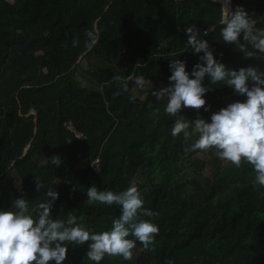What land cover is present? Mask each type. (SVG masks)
I'll return each mask as SVG.
<instances>
[{"label": "trees", "instance_id": "obj_1", "mask_svg": "<svg viewBox=\"0 0 264 264\" xmlns=\"http://www.w3.org/2000/svg\"><path fill=\"white\" fill-rule=\"evenodd\" d=\"M237 5L264 27V0H232ZM220 17L219 0H0V207L18 196L34 205L51 186L59 192L53 218L71 212L100 231L119 207L89 201L87 188L135 184L159 231L150 247L137 242L130 260L106 255L100 264H264V189L253 187L251 166L193 150L195 137H173L175 117L129 82L143 77L149 87L167 85L176 58L190 71L198 59L186 43L190 25L206 34L226 66L264 69L259 56L245 58L220 40ZM86 30L98 36L90 49ZM209 87L208 111L188 107L192 113L182 108L181 115L210 119L244 99L228 85ZM68 121L82 140L65 129ZM53 154L58 167L46 162ZM95 159L98 172L89 166ZM87 243L69 246L64 264H92Z\"/></svg>", "mask_w": 264, "mask_h": 264}, {"label": "clouds", "instance_id": "obj_2", "mask_svg": "<svg viewBox=\"0 0 264 264\" xmlns=\"http://www.w3.org/2000/svg\"><path fill=\"white\" fill-rule=\"evenodd\" d=\"M219 4L220 40L241 51L245 58L259 56L264 60V27H257L244 7L232 8V0H219ZM184 32L187 45L198 55L197 61L189 71L186 61L169 60V83L153 89L163 111L175 117L171 135L185 140L195 137L193 150H211L217 158L237 168L242 162L250 165L253 187L264 189V69L259 65L228 67L214 54L199 27L190 25ZM85 35L88 38L85 48L90 49L98 36L94 30H86ZM72 43L78 41L73 39ZM206 77L210 84L228 85L244 99L220 107L211 113L210 119L197 115L189 120L181 115L182 108L204 106L208 111L204 94L211 87L203 83ZM133 84L142 90L145 80L137 77ZM46 162L57 167L62 163L55 154ZM40 187L36 181V189ZM86 196L89 201L119 207V215L111 220L109 228L100 231L86 228L71 212L64 219L53 218L51 211L59 192L51 186L46 188L45 198L34 205L18 196L9 207H0V264H64L69 246L85 242H88L86 257L92 264H100L106 255L130 260L137 242L150 247L159 231L158 224L151 219L156 212L145 207L144 197L135 184L120 191L100 189L93 184L87 188Z\"/></svg>", "mask_w": 264, "mask_h": 264}, {"label": "rangeland", "instance_id": "obj_3", "mask_svg": "<svg viewBox=\"0 0 264 264\" xmlns=\"http://www.w3.org/2000/svg\"><path fill=\"white\" fill-rule=\"evenodd\" d=\"M208 38H209V36H208ZM89 56H90V58H91L92 60L96 61L97 63H100V62H101V60L98 59L97 57H95V56H93V55H89ZM129 82H130L131 89H132L135 93H138L141 97H144V98H146V99H148V100H150V101H152V100H156V99L154 98L155 96L153 95V89H154V88H155V89H158V88L161 87V86L156 85V86H153V87H149V85H145V87H144L142 90H139V89H137V88L134 86V84H133V83H134V79H130ZM185 113L189 114V113H192V111H191L189 108H186ZM81 167H83V164L79 163V164L77 165V168H81ZM158 170H159V168H158ZM135 182L138 183L139 180L136 179ZM56 184H57V183H56Z\"/></svg>", "mask_w": 264, "mask_h": 264}, {"label": "built area", "instance_id": "obj_4", "mask_svg": "<svg viewBox=\"0 0 264 264\" xmlns=\"http://www.w3.org/2000/svg\"><path fill=\"white\" fill-rule=\"evenodd\" d=\"M64 126H65V129L72 132V134L78 138V139H83L84 138V135L81 131L77 130L73 124L72 121H68V122H65L64 123ZM89 166H91L96 172L99 171V163H98V159H95V160H91L89 162ZM69 192H70V196H72L73 194V187H69Z\"/></svg>", "mask_w": 264, "mask_h": 264}, {"label": "crops", "instance_id": "obj_5", "mask_svg": "<svg viewBox=\"0 0 264 264\" xmlns=\"http://www.w3.org/2000/svg\"><path fill=\"white\" fill-rule=\"evenodd\" d=\"M208 36H209L208 39H209L210 41L215 39V37L213 36V33L208 34Z\"/></svg>", "mask_w": 264, "mask_h": 264}]
</instances>
